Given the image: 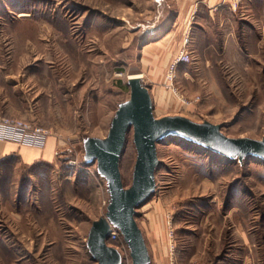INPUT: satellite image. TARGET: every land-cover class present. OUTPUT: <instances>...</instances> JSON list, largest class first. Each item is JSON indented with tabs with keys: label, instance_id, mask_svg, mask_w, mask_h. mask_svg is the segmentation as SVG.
<instances>
[{
	"label": "rangeland",
	"instance_id": "1",
	"mask_svg": "<svg viewBox=\"0 0 264 264\" xmlns=\"http://www.w3.org/2000/svg\"><path fill=\"white\" fill-rule=\"evenodd\" d=\"M183 48L192 59L178 65L177 95L167 72ZM130 74L156 118L261 139L264 0H0V116L49 130L54 144L51 159L0 158V264H95L86 240L108 195L82 141L107 135ZM156 150V188L135 215L150 264H264V160L178 137ZM135 158L130 130L125 187ZM108 244L131 264L119 233Z\"/></svg>",
	"mask_w": 264,
	"mask_h": 264
},
{
	"label": "water",
	"instance_id": "2",
	"mask_svg": "<svg viewBox=\"0 0 264 264\" xmlns=\"http://www.w3.org/2000/svg\"><path fill=\"white\" fill-rule=\"evenodd\" d=\"M129 98L121 102L104 138L85 137L83 159L95 164L97 174L105 180L108 204L104 217L92 222L86 246L95 264H122L121 253L108 244L110 232L116 230L126 244L131 264H150V256L138 227L136 209L142 206L156 188L155 170L159 163L156 145L168 137L182 138L216 154L242 162L253 156L264 160V135L261 139L231 138L220 131V125L201 123L180 115L156 118L149 88L141 78L127 80ZM136 151L131 183L125 187L119 161L129 131Z\"/></svg>",
	"mask_w": 264,
	"mask_h": 264
},
{
	"label": "built area",
	"instance_id": "3",
	"mask_svg": "<svg viewBox=\"0 0 264 264\" xmlns=\"http://www.w3.org/2000/svg\"><path fill=\"white\" fill-rule=\"evenodd\" d=\"M187 38L185 42L187 43ZM184 42V43H185ZM191 53L187 49H181L177 52L168 67L167 77L168 85L175 94H179L175 89L173 82L176 79L177 68L179 64L190 63ZM198 98H196L197 100ZM50 135L49 130L33 124L31 122L7 116H0V141L16 142L22 138H29L31 144H39ZM118 237V232L112 230L108 240L114 241Z\"/></svg>",
	"mask_w": 264,
	"mask_h": 264
},
{
	"label": "crops",
	"instance_id": "4",
	"mask_svg": "<svg viewBox=\"0 0 264 264\" xmlns=\"http://www.w3.org/2000/svg\"><path fill=\"white\" fill-rule=\"evenodd\" d=\"M53 148L54 144L50 138L35 145L30 143L29 138H22L16 142L0 141V158L17 156L32 163L40 158L51 159Z\"/></svg>",
	"mask_w": 264,
	"mask_h": 264
},
{
	"label": "bare ground",
	"instance_id": "5",
	"mask_svg": "<svg viewBox=\"0 0 264 264\" xmlns=\"http://www.w3.org/2000/svg\"><path fill=\"white\" fill-rule=\"evenodd\" d=\"M141 77H142L141 74H130V75L127 76L128 79H130V78H132V79L141 78Z\"/></svg>",
	"mask_w": 264,
	"mask_h": 264
}]
</instances>
